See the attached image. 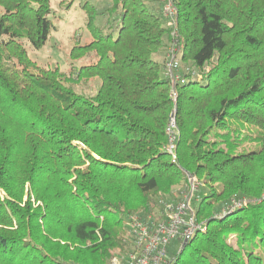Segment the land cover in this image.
Masks as SVG:
<instances>
[{"label": "trees", "instance_id": "obj_1", "mask_svg": "<svg viewBox=\"0 0 264 264\" xmlns=\"http://www.w3.org/2000/svg\"><path fill=\"white\" fill-rule=\"evenodd\" d=\"M81 1L90 38L63 71L28 50L55 26L51 0H0V264H109L127 217L188 174L207 189L191 212L206 229L167 264H264V0H173L198 71L184 83L160 56L164 0H111L103 25Z\"/></svg>", "mask_w": 264, "mask_h": 264}, {"label": "built area", "instance_id": "obj_2", "mask_svg": "<svg viewBox=\"0 0 264 264\" xmlns=\"http://www.w3.org/2000/svg\"><path fill=\"white\" fill-rule=\"evenodd\" d=\"M163 15L165 26L170 30L164 56L166 76L173 83H184L188 74L198 75V71L182 59L176 22V8L173 0H164ZM175 99V92H172ZM175 110L171 114L166 132L167 149L176 159V141L179 136ZM177 198H157L156 208L130 214L126 220L128 234L124 237V248H118L109 259V264H167L169 247L179 241L180 250L199 231L206 229V221L197 219L191 212L193 202L200 190L196 176L188 174L187 181L180 186ZM247 200V199H245ZM234 199L228 206L238 207L246 201Z\"/></svg>", "mask_w": 264, "mask_h": 264}, {"label": "rangeland", "instance_id": "obj_3", "mask_svg": "<svg viewBox=\"0 0 264 264\" xmlns=\"http://www.w3.org/2000/svg\"><path fill=\"white\" fill-rule=\"evenodd\" d=\"M93 4L96 5L100 12H104L99 15L98 23L103 25L107 20L106 9L111 5V0H90ZM82 1L81 0H51L52 7V16L53 22L55 24L49 39L45 46L41 49H36L31 45H28V50L32 58H34L38 63L45 66H56L59 65L63 71H68L71 66V57L70 51L75 43V41H82L90 38V32L86 27V12L82 9ZM161 58L163 59L165 56L162 53ZM155 58L161 60L158 54L154 55ZM84 62H88L89 59L86 58L83 60ZM78 64V62H76ZM208 67V66H206ZM99 80H95L90 84L80 85L78 86V90L84 93H94L98 87ZM176 106L174 105V108ZM173 108V110H174ZM193 176V175H192ZM198 179V178H197ZM199 181V180H198ZM200 190L197 195H201L204 190H207L206 187L199 181ZM180 186H174L172 191L168 194H161L155 197L156 199L159 197L164 199H173L177 198L181 189ZM236 198H233L234 200ZM194 203V202H193ZM124 231L122 236L128 234L127 228L124 226ZM231 242L235 243V238H231ZM181 244L179 241H173L169 247V255L177 254L180 250ZM109 262V260H108Z\"/></svg>", "mask_w": 264, "mask_h": 264}, {"label": "water", "instance_id": "obj_4", "mask_svg": "<svg viewBox=\"0 0 264 264\" xmlns=\"http://www.w3.org/2000/svg\"><path fill=\"white\" fill-rule=\"evenodd\" d=\"M186 243H187V242H186ZM186 243H185V244H186ZM185 244H184V245H185Z\"/></svg>", "mask_w": 264, "mask_h": 264}]
</instances>
